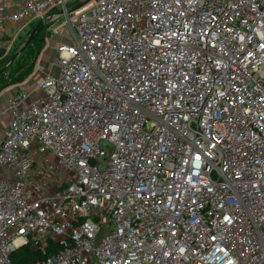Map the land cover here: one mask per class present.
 Instances as JSON below:
<instances>
[{"label":"built area","instance_id":"obj_1","mask_svg":"<svg viewBox=\"0 0 264 264\" xmlns=\"http://www.w3.org/2000/svg\"><path fill=\"white\" fill-rule=\"evenodd\" d=\"M5 8L0 52L18 25L70 31L7 101L0 264L50 242L34 264H264V0Z\"/></svg>","mask_w":264,"mask_h":264},{"label":"trees","instance_id":"obj_2","mask_svg":"<svg viewBox=\"0 0 264 264\" xmlns=\"http://www.w3.org/2000/svg\"><path fill=\"white\" fill-rule=\"evenodd\" d=\"M49 15H58V11L53 9L49 12ZM61 17V16H60ZM45 26L40 32V34L35 38V40L28 46V48L18 56L11 64L8 65L6 70L0 74V92L14 87L17 85L27 83L34 72L36 71L37 63L44 51L48 46V42L51 39V25L53 21L50 18H45ZM39 21L31 22V32L35 29ZM51 22V23H50ZM53 33V32H52ZM25 44V43H24ZM13 53L15 54L19 51L23 45ZM10 47V43H9ZM9 47L6 50L0 52V70L4 67L7 62L12 58V53H9ZM8 73V78L6 74ZM63 248L57 244L50 242L47 254H42L41 252L32 249L30 245L23 246L17 249L11 255L12 264H34L39 260H43L46 257L62 251Z\"/></svg>","mask_w":264,"mask_h":264},{"label":"rangeland","instance_id":"obj_3","mask_svg":"<svg viewBox=\"0 0 264 264\" xmlns=\"http://www.w3.org/2000/svg\"><path fill=\"white\" fill-rule=\"evenodd\" d=\"M72 8V4H68V10ZM73 13L69 14V18L72 19ZM52 21V20H50ZM51 23V22H50ZM31 24H25L23 26L18 25L15 28H12V32L10 36H7L6 40L10 43L9 47V53H12V57L14 56V51L18 49L22 44L26 43L28 40L29 36L31 35ZM51 39H53L55 42L62 43V44H68L69 39H68V32L70 31L69 24L67 18L65 17H58L55 21H53L51 25ZM55 46H51L50 43L48 42V46L44 53L46 54V61L43 63L42 56L38 60L37 64H42L45 68L47 69H52L53 73L55 75L59 74V67L57 65H52L51 62L57 58V53H55L54 50ZM52 50L54 52L51 54ZM52 55V56H51ZM6 77L8 78V73L6 74ZM44 78L45 76H41V73H37L36 71L32 75L31 79L27 82L29 84V87L31 89H34L36 87L37 82L39 81L40 78ZM19 85L10 87L3 92L0 93V98H6V95L11 94L15 89H17Z\"/></svg>","mask_w":264,"mask_h":264},{"label":"crops","instance_id":"obj_4","mask_svg":"<svg viewBox=\"0 0 264 264\" xmlns=\"http://www.w3.org/2000/svg\"><path fill=\"white\" fill-rule=\"evenodd\" d=\"M21 3H22V0H0V6L3 5L6 7L5 12L7 14H11V13L15 12L20 7ZM49 43L51 46H55L54 50L56 53L57 45L59 43L55 42L53 39H50ZM54 50H52L51 54L54 52ZM45 56H46V54L44 53V55L42 56V60H41V61H43V63L46 61L45 59H47ZM26 84L29 86L28 83H26ZM30 89H31V87H30ZM15 90L11 94L6 95V98H4V99L0 98V141L2 138V136H1L2 132L8 126V123H9L10 111H9V108L7 105V101H8V98H10L15 93ZM27 104H28V102H25V105H27Z\"/></svg>","mask_w":264,"mask_h":264},{"label":"water","instance_id":"obj_5","mask_svg":"<svg viewBox=\"0 0 264 264\" xmlns=\"http://www.w3.org/2000/svg\"><path fill=\"white\" fill-rule=\"evenodd\" d=\"M83 5L85 4H78L77 6H75L73 8V10H78L80 9ZM45 26V21L44 20H40L37 24V26L35 27V29L32 31L31 35L29 36L28 40L26 41V43L23 45V47L17 51L14 56L9 60V62H7V64L1 68L0 70V74L3 73L6 68L8 67L9 64H11L18 56H20L27 48L28 46L35 40V38L40 34V32L42 31V29Z\"/></svg>","mask_w":264,"mask_h":264}]
</instances>
